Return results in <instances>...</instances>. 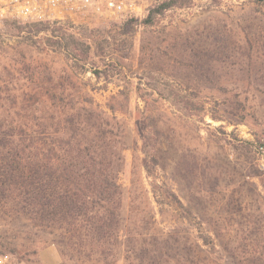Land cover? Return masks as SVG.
<instances>
[{"label": "rangeland", "instance_id": "rangeland-1", "mask_svg": "<svg viewBox=\"0 0 264 264\" xmlns=\"http://www.w3.org/2000/svg\"><path fill=\"white\" fill-rule=\"evenodd\" d=\"M163 1L140 0L136 17L54 26L89 47L56 44L52 27L35 22L0 27V166L20 173L18 198H0V255L15 264H94L105 251L114 264H264V5L191 0L146 22ZM77 156L124 188L118 238L98 248L85 232L64 235L26 192L61 183L51 173ZM140 181L170 189L183 208L158 195L149 206Z\"/></svg>", "mask_w": 264, "mask_h": 264}, {"label": "trees", "instance_id": "trees-1", "mask_svg": "<svg viewBox=\"0 0 264 264\" xmlns=\"http://www.w3.org/2000/svg\"><path fill=\"white\" fill-rule=\"evenodd\" d=\"M191 0H165L155 8L151 9L147 15L146 22L150 23L154 15L162 14L164 11L173 8V7H184L188 5ZM258 3L264 5V0H256ZM59 23L58 21L54 22H37L34 24L45 25L52 27L50 31V36L56 44H61L67 39H73V42L80 43L81 46L89 47L88 44L81 41L80 38L75 37L73 33H68L62 31L61 29H56L54 26ZM48 29V28H47ZM78 54L82 56L85 52L78 49ZM109 109L113 110L112 107ZM77 157H74V163L71 162L70 168L61 169L51 173L52 178L54 175L63 177L61 183L49 182L45 183L43 186H40V190L33 193L34 186L31 182V189H26L29 195L34 196L33 198H38L36 201L38 204L42 202L41 211L47 212V209L50 208L48 216L51 217V222L53 224H58L59 229L63 231V234L66 236H80L81 233L85 232L84 236L89 237L90 239V248H96L99 243L102 241V237L105 239L118 238L119 235V226H120V211H121V202L122 195L124 193V188L121 184H118V181L115 179H110V181L105 180L102 177L101 166L94 164L91 165H82V161ZM156 156H152V161L154 164H157ZM12 164V163H11ZM15 166V165H14ZM17 166V165H16ZM12 168V165H6L4 168L0 166V176L9 175L8 187L3 188L4 180H0V198L8 191L10 194L9 198L17 199L20 194L17 195L18 187H16L15 178L20 176L18 168ZM152 167L144 166L143 172L146 178L152 173ZM11 181L13 185H11ZM150 189L146 190L142 181L139 183V191L142 193V197L145 200H149V194H152L150 197L151 203L156 201L157 195L171 204L177 205L179 208H183L180 200L177 196L168 188H161L157 186L154 181L148 183ZM2 187V188H1ZM164 187V186H163ZM157 189L159 191H157ZM159 192V193H158ZM158 193V194H157ZM156 196V197H155ZM18 202V201H17ZM36 203V202H35ZM152 214L151 218H154L155 211L153 208H150ZM69 238V237H68ZM94 243V244H93ZM77 246V244H75ZM98 248V247H97ZM85 250V247L81 245V242L78 243L76 247V258H80ZM112 252V251H111ZM146 252V250H145ZM62 255V262L64 261V254ZM114 259V258H113ZM19 264V263H17ZM63 264V263H62ZM94 264H114L107 259L106 251L104 257L101 259H96Z\"/></svg>", "mask_w": 264, "mask_h": 264}, {"label": "built area", "instance_id": "built-area-1", "mask_svg": "<svg viewBox=\"0 0 264 264\" xmlns=\"http://www.w3.org/2000/svg\"><path fill=\"white\" fill-rule=\"evenodd\" d=\"M140 0H0V27L9 21L54 22L87 17L124 18L142 13ZM257 163L264 173V147L256 149ZM0 264H15L0 255Z\"/></svg>", "mask_w": 264, "mask_h": 264}]
</instances>
